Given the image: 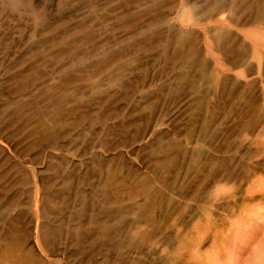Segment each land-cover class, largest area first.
<instances>
[{"label": "rangeland", "instance_id": "rangeland-1", "mask_svg": "<svg viewBox=\"0 0 264 264\" xmlns=\"http://www.w3.org/2000/svg\"><path fill=\"white\" fill-rule=\"evenodd\" d=\"M263 215L264 0H0V264H245Z\"/></svg>", "mask_w": 264, "mask_h": 264}, {"label": "bare ground", "instance_id": "bare-ground-1", "mask_svg": "<svg viewBox=\"0 0 264 264\" xmlns=\"http://www.w3.org/2000/svg\"><path fill=\"white\" fill-rule=\"evenodd\" d=\"M264 216V215H263ZM264 219V218H263ZM264 232V220L259 225ZM245 264H264V238L256 249H254L250 259Z\"/></svg>", "mask_w": 264, "mask_h": 264}]
</instances>
